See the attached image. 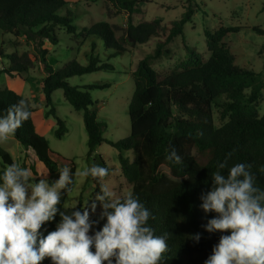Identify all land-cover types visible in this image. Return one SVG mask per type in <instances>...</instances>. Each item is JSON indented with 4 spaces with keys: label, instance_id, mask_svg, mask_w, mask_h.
Returning <instances> with one entry per match:
<instances>
[{
    "label": "trees",
    "instance_id": "obj_1",
    "mask_svg": "<svg viewBox=\"0 0 264 264\" xmlns=\"http://www.w3.org/2000/svg\"><path fill=\"white\" fill-rule=\"evenodd\" d=\"M107 1L114 8L131 15L139 11L146 0ZM66 4V0H0V64H3V58L10 61L7 67L0 69V73L16 74L22 78L20 73L32 64L24 53H5L1 38L4 34L17 35L24 31L26 36L38 40L36 44L39 47L45 42L58 43L56 29L64 28L73 37L89 41L85 64L72 59L55 70L44 60L46 49H40L46 72L41 80L47 108L45 114L56 119L55 135L61 138L67 131L65 121L56 115L51 99L54 90L62 89L70 105L83 112L87 158L93 160L90 164L107 167L96 152L100 144L107 143L118 150L122 175L132 185L131 191L155 217L149 223L157 235L168 233L170 251L165 254L163 264H204L221 235L204 231L203 226L214 213L205 214L200 208V196L210 189V174L216 170L217 163L231 153L228 166L250 164L257 185L264 188V113L260 115L257 109L264 81H260L258 73L252 69L235 64L233 53L225 46V36L237 29L223 26L214 31L205 29L208 58L204 60L193 46L185 44L186 57L168 75L160 77L151 62L169 53L165 46L176 36H184L183 26L193 14L190 6L180 19L169 26L163 25L160 18L136 24L128 20L123 35L116 36L106 21H97L89 26L74 23L68 11L60 13ZM253 29L262 32L258 27ZM151 37H158L154 51L141 58L136 69L131 71L134 90L128 105L129 134L119 140L107 139L103 136L104 123L98 120L96 108H92L95 102L89 90L108 88L110 83L78 86L69 84L67 78L98 70H113L110 63L103 62L95 53L98 42L113 50L111 56H115L128 52L126 44L147 43ZM21 99L28 104L14 90L0 88V115L6 114L7 109ZM217 102L219 118L224 121L220 126L214 124L213 105ZM29 108L32 113V108ZM14 138L25 148H31L50 173L64 166H69L74 173V162L51 150L47 140L37 133L32 116L16 130ZM171 149L182 157V165L170 164L166 160ZM192 150L205 160L199 161ZM123 151H132L134 159L131 161ZM0 160V172L15 163L1 147ZM161 166L166 167L169 173L163 172ZM86 179L94 186L90 204L95 202L97 207L95 212L90 210V220L96 221L101 208L95 196L102 183L92 177ZM68 193L62 195L61 206H58L61 210H65L62 205ZM78 202L77 208H81V196ZM90 204H87L89 209ZM73 210L67 209L69 213ZM58 221L59 216L47 223L44 226L46 230L42 229L43 235L55 230ZM103 223L99 220L95 230H99ZM196 233L201 234L198 243L189 238ZM41 264H51L50 258L46 257Z\"/></svg>",
    "mask_w": 264,
    "mask_h": 264
},
{
    "label": "rangeland",
    "instance_id": "obj_2",
    "mask_svg": "<svg viewBox=\"0 0 264 264\" xmlns=\"http://www.w3.org/2000/svg\"><path fill=\"white\" fill-rule=\"evenodd\" d=\"M66 6L60 10L61 14L66 11L73 18V22L80 26H89L97 21H106L114 29L116 36L123 35L128 20L136 24L142 20L160 18L165 26L180 19L188 6L193 9L191 20L183 26V37L176 36L165 47L169 53L153 59L151 66L158 72L160 77L168 75L176 65L186 57L185 44L193 46L203 59H207V50L204 30L214 31L220 26L235 28L229 32L223 42L235 57V64L252 69L258 73L260 81H264V0H146L140 10L128 15L114 8L107 0H66ZM258 27L262 32L253 29ZM58 43L52 45L45 42L37 46L36 41L26 36L24 31L19 34H4L2 46L5 53L16 52L26 54V59L32 63L26 71L20 74L22 78L0 73V88H10L22 95L32 108V120L38 134L48 142L51 150L74 162V187L64 200V206L69 207L79 201L81 196L82 205L87 206L92 199L93 183L78 173L89 167L92 159L87 158V133L83 122V112L75 110L65 99L63 90L56 89L51 94L55 104L56 115L65 121L66 133L61 137L55 135L56 119L53 115L46 116V106L41 90V80L46 75L40 49H46L45 62L52 68H61L72 59L81 64L87 62V53L90 43L83 38H75L68 34L64 28H57ZM151 37L147 43L126 44L128 52L122 55L113 54V50L106 49L101 42L95 53L100 60L113 66L112 71L98 70L82 75H74L67 78L71 85L84 86L94 82H109L110 86L104 89H91L89 93L95 102L92 108L97 110V118L104 123L103 136L110 140H119L126 137L130 130V118L128 105L134 90V82L131 71L136 69L138 61L147 53H152L156 39ZM2 67H7L10 61L2 59ZM219 101H222L220 99ZM219 102L213 105L215 126H220L224 121L219 118ZM257 109L259 114L264 113V87L261 90V98ZM0 147L6 150L15 164L28 167L37 176L34 182L43 178L46 174L49 183L59 178V170L50 173L44 164L37 159L31 148H25L14 136L0 143ZM96 152L99 153L109 169V175L101 180L102 187H107L116 197L124 196L131 191L132 185L127 182L121 172L119 151L107 143L100 144ZM192 154L203 162L205 158L195 150ZM131 161L134 159L132 151H123ZM1 161V160H0ZM6 168V167H5ZM160 169L169 173L168 169L161 166ZM86 202V203H85ZM91 206V204H90ZM91 214V212H90Z\"/></svg>",
    "mask_w": 264,
    "mask_h": 264
},
{
    "label": "clouds",
    "instance_id": "obj_3",
    "mask_svg": "<svg viewBox=\"0 0 264 264\" xmlns=\"http://www.w3.org/2000/svg\"><path fill=\"white\" fill-rule=\"evenodd\" d=\"M31 111L21 99L0 115V143L14 136L29 120ZM227 154L211 172V187L200 196V208L214 213L203 226L207 233H221L204 264H264V188L257 185L251 165L228 166ZM166 160L182 165V157L171 149ZM226 170V171H225ZM74 174L69 166L59 170L52 183L37 177L30 168L9 164L0 172V264H163L170 251L168 233L157 235L149 223L154 215L133 191L116 197L107 187L95 196L101 211L90 220V209L78 201L62 205V195L72 191ZM80 177L102 180L109 169L92 163ZM86 203V202H85ZM67 209H75L70 213ZM59 216L55 230L43 235L44 226ZM103 220L99 230L95 225ZM199 242L201 234L189 237Z\"/></svg>",
    "mask_w": 264,
    "mask_h": 264
},
{
    "label": "crops",
    "instance_id": "obj_4",
    "mask_svg": "<svg viewBox=\"0 0 264 264\" xmlns=\"http://www.w3.org/2000/svg\"><path fill=\"white\" fill-rule=\"evenodd\" d=\"M44 98V97H43Z\"/></svg>",
    "mask_w": 264,
    "mask_h": 264
}]
</instances>
